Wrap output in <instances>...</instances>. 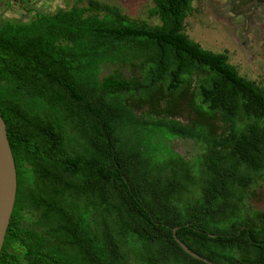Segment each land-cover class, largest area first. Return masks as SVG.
Masks as SVG:
<instances>
[{
	"label": "trees",
	"instance_id": "trees-1",
	"mask_svg": "<svg viewBox=\"0 0 264 264\" xmlns=\"http://www.w3.org/2000/svg\"><path fill=\"white\" fill-rule=\"evenodd\" d=\"M83 1L0 26L17 171L0 264H209L177 238L264 264V83L188 34L193 0Z\"/></svg>",
	"mask_w": 264,
	"mask_h": 264
},
{
	"label": "rangeland",
	"instance_id": "rangeland-1",
	"mask_svg": "<svg viewBox=\"0 0 264 264\" xmlns=\"http://www.w3.org/2000/svg\"><path fill=\"white\" fill-rule=\"evenodd\" d=\"M119 5L120 9L135 17H146L147 10L153 0H102ZM84 0L83 3H86ZM230 2L225 0H193L194 11L186 18L188 34L203 46L226 51L229 60L235 64L245 76L264 83V53L263 37L257 31L261 21H247L245 28L234 30V24L229 23L223 16L227 15L226 6ZM224 8V14L220 8ZM240 22V21H239ZM242 22V21H241ZM235 33V34H234ZM177 149L190 155L194 151L192 141L178 139L175 141ZM253 207L264 209V201H253Z\"/></svg>",
	"mask_w": 264,
	"mask_h": 264
},
{
	"label": "flooded vegetation",
	"instance_id": "flooded-vegetation-1",
	"mask_svg": "<svg viewBox=\"0 0 264 264\" xmlns=\"http://www.w3.org/2000/svg\"><path fill=\"white\" fill-rule=\"evenodd\" d=\"M74 0H0V26L6 22H29L40 17L44 13H53L61 7L69 6ZM226 6L227 15L225 20L234 24V30L245 28L247 21H261L257 31L263 37L264 53V0H228ZM225 0H223V4ZM224 8L220 13L224 14ZM240 21V22H239ZM242 21V22H241ZM235 34V33H234Z\"/></svg>",
	"mask_w": 264,
	"mask_h": 264
},
{
	"label": "water",
	"instance_id": "water-1",
	"mask_svg": "<svg viewBox=\"0 0 264 264\" xmlns=\"http://www.w3.org/2000/svg\"><path fill=\"white\" fill-rule=\"evenodd\" d=\"M17 193V171L5 120L0 109V254L6 237ZM176 231V228L174 229ZM176 236V235H175ZM180 245L193 256L214 264L209 259L192 251L181 239Z\"/></svg>",
	"mask_w": 264,
	"mask_h": 264
}]
</instances>
